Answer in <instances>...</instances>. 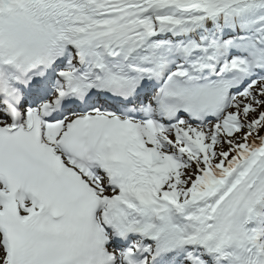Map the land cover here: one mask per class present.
<instances>
[{
  "label": "snow or ice",
  "instance_id": "6c2138e0",
  "mask_svg": "<svg viewBox=\"0 0 264 264\" xmlns=\"http://www.w3.org/2000/svg\"><path fill=\"white\" fill-rule=\"evenodd\" d=\"M0 264H264V0H0Z\"/></svg>",
  "mask_w": 264,
  "mask_h": 264
}]
</instances>
